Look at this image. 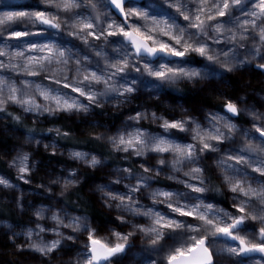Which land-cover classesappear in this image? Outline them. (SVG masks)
I'll return each instance as SVG.
<instances>
[{
    "label": "snow or ice",
    "instance_id": "snow-or-ice-1",
    "mask_svg": "<svg viewBox=\"0 0 264 264\" xmlns=\"http://www.w3.org/2000/svg\"><path fill=\"white\" fill-rule=\"evenodd\" d=\"M253 67L262 86L250 91L264 100V0H0V122L24 129L7 159L16 181L0 174V189L20 190L11 203L30 213L26 224L0 218V235L39 264H264V103L232 83ZM188 82L219 103L128 108ZM98 112L123 118L109 125ZM57 140L106 179L85 197L69 166L42 177L47 203H26L31 145L63 154ZM97 144L108 154L80 147ZM73 191L94 197L106 223L70 206Z\"/></svg>",
    "mask_w": 264,
    "mask_h": 264
},
{
    "label": "rangeland",
    "instance_id": "rangeland-1",
    "mask_svg": "<svg viewBox=\"0 0 264 264\" xmlns=\"http://www.w3.org/2000/svg\"><path fill=\"white\" fill-rule=\"evenodd\" d=\"M27 2H28V0H7V3L12 4V5H19V4H24V3H27ZM142 2H143V0H142ZM241 79L243 80V84L246 85L247 87L241 86V84H240V80ZM232 83H233L234 89H237V88L239 89L237 94L245 93V92L247 93V98H248L249 102H255L257 105H260L261 103H264V100L261 99V97L257 94V92L250 91V89L259 90L261 88V86H262V84H261V76L259 74V70L258 69H255L253 67L252 71L245 73L239 79L238 78H233ZM182 84H185V85H188L189 87H191L188 83H182ZM191 89H193L196 92H199L201 94H205L207 96L216 95V93L212 92L209 89H205L203 91H201V90H199L197 88H193V87H191ZM211 101L215 102L216 99L211 100ZM141 103H147V104L155 105L156 107L161 108L162 110H168V106L169 105L175 106V105H178V104H182L184 107H190L188 105H185V103L182 102L179 99L176 100V101L168 100V98L166 96V93L164 91V94H163V96L161 97L160 100H157L155 97H152L149 100L147 94H144L142 98L138 99L135 103L129 105L128 108H136ZM213 104L214 103H212V104L211 103H209V104H199V105L195 106L194 109L200 107L201 105L211 106ZM191 108H193V107H191ZM127 114H128V111L126 109V110H124V115H127ZM97 115L103 121H106L109 125L118 124L119 120L123 118L120 115V113H117V112H109L107 114L98 112ZM7 122L8 121L0 122L2 124L6 125V128L5 127H0V134H3L5 136H7L11 140L8 146L0 145V152L9 153L8 157L0 155L6 162H7V159L10 158V155L14 154L13 151H12L14 145L23 142L22 133L24 132V131H19V130H17L14 127L8 126L6 124ZM60 123H62V121H60V120L55 121V124H60ZM145 123H147V122H145ZM74 124L78 127V130L81 131V129H83V128H85L87 126V121L86 120L77 119V120H74ZM53 126H54L53 123H50V122H47V121L43 124L44 128L53 127ZM41 135L43 137H45V142H48V141L52 140L53 137H54V133H48V132H44ZM59 141L60 140H57V142L59 144H61ZM62 146L65 147L64 153L61 154L60 151L58 150L55 155L67 159L70 162L69 165L64 164V163H56V162L51 161L50 159H44L43 158L44 154H52V152H51V149L45 150V148L43 146V143L40 144L39 146L35 145V143H33L31 145L30 150H33V153H34L33 156H32V160L37 165V169H36V171L33 174V183L32 184L28 185V184H23L22 182H20L21 183V188H22V190L24 192V195H25V202L26 203L29 202V201H31L33 204H38V203H40L42 201L47 203L48 202L47 196L49 194H47L46 192H44L43 190L38 188V185L42 182V177H45L49 173L62 172L65 168H67L69 166H79L80 167L81 174L83 176L82 184L85 182L84 189H85V191L87 193H88L89 187L92 184L98 183L101 180L106 179V177H103L99 172H97V171H95V170H93L91 168H88L87 166L83 165L82 162H74L67 154V147H71V146H66V145H62ZM106 147L108 149L107 145H106ZM84 150L89 151L88 149H84ZM110 166H111V164H110ZM10 170L14 174L12 179L15 182L16 181L15 170L14 169H10ZM84 171H92L94 173L96 172L97 175L86 181V178L83 175ZM0 174H4V173L0 172ZM58 192H59V189H57V193ZM19 195H20V190L8 191V190L0 189V199L3 202H7V203L11 204L17 210V212L21 214L20 210L13 203H11V201L15 197H17ZM219 202L223 203L225 205H227V203H228L225 198H224V202H221V201H219ZM21 215L24 216V221L21 222V223H13V224L20 225V224H26L27 223V221H28V219L30 217V213L25 212V213H23ZM16 230L19 231V228H17ZM4 231H5V227L3 225H0V233H2ZM101 235H105L106 236V235H108V233H106L105 231L102 230L101 231ZM0 240H2L5 243H8V245H10V247L14 250V252L19 254V260H18L19 263L18 264H39V262L41 260V256H40L39 253L31 251V250H27V249L22 250V251L16 249L14 244L12 243L11 239H9L8 237L0 235ZM23 240H24V236L21 234L18 237V241H23ZM64 258L67 259L66 256ZM43 259L46 260L47 258H43ZM54 264H58V261L54 262Z\"/></svg>",
    "mask_w": 264,
    "mask_h": 264
},
{
    "label": "trees",
    "instance_id": "trees-1",
    "mask_svg": "<svg viewBox=\"0 0 264 264\" xmlns=\"http://www.w3.org/2000/svg\"><path fill=\"white\" fill-rule=\"evenodd\" d=\"M176 87H179L181 89H183V91H177ZM176 87H170V88H166L164 91L166 93V96L168 98V100L170 101H176V100H181L182 102L185 103V105H188L190 107H195L199 104H209V103H214V104H218L219 101L216 99V95L213 96H207L205 94H201L199 92H196L195 90L191 89V87H189L188 85L185 84H180ZM216 99L215 102H212L211 100ZM8 126L14 127L19 131H24V129L22 127H19L13 123H11L10 121H8L6 123ZM75 126V131L77 133L78 138H83L80 136L81 131L78 130V127L74 124ZM10 139L3 135L0 134V145L2 146H8L10 143ZM62 145H66V146H72L70 141H65V140H60L59 141ZM80 147H83L84 149H88L91 151H96V152H104L105 155L108 154V149L106 147V145H80ZM44 159H50L53 162L56 163H64L69 165L70 162L60 156L57 155H53V154H44L43 155ZM118 159L117 158H113L110 161V164L112 163H118ZM0 172L9 175L11 178H13L14 174L12 173V171L9 169L7 162L0 156ZM83 175L86 178V181L89 180L90 178H93L94 176L97 175V173L92 172V171H84ZM84 185L85 182L78 186V191L83 193L85 195V197L88 196V193L85 191L84 189ZM64 200H67L70 204V206H72L73 208H75L76 211H83L85 209H87V211L94 215L97 222L100 223L101 225H103L104 223H106V221L108 220L109 216L106 212V210L101 209L98 205V203L96 202L95 198L92 197L90 199H78L77 193L76 191H73L72 194L70 196H66L63 198ZM218 201L224 202V198H217ZM80 204L83 207L81 208H76V205ZM0 218L3 219H7L12 223H21L24 221V216L21 215L20 213L17 212V210L9 203L7 202H3L0 199ZM19 254H17L16 252H14V250L10 247V245H8V243L3 242L2 240H0V264H18L19 263Z\"/></svg>",
    "mask_w": 264,
    "mask_h": 264
},
{
    "label": "clouds",
    "instance_id": "clouds-1",
    "mask_svg": "<svg viewBox=\"0 0 264 264\" xmlns=\"http://www.w3.org/2000/svg\"><path fill=\"white\" fill-rule=\"evenodd\" d=\"M188 84H189L191 87H193V88H197V87H199L198 85H196V84L193 83V82H188ZM201 84H203V82H201Z\"/></svg>",
    "mask_w": 264,
    "mask_h": 264
}]
</instances>
